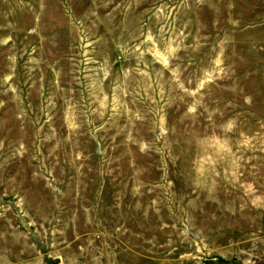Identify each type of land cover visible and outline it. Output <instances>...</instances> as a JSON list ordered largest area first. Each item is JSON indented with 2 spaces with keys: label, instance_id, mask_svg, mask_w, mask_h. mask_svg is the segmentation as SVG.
Returning <instances> with one entry per match:
<instances>
[{
  "label": "rangeland",
  "instance_id": "1",
  "mask_svg": "<svg viewBox=\"0 0 264 264\" xmlns=\"http://www.w3.org/2000/svg\"><path fill=\"white\" fill-rule=\"evenodd\" d=\"M0 264H264V0H0Z\"/></svg>",
  "mask_w": 264,
  "mask_h": 264
}]
</instances>
